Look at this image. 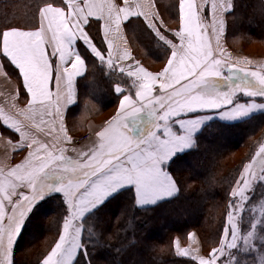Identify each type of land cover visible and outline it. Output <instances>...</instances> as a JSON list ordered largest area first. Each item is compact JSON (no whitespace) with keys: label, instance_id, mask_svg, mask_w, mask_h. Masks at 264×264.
Instances as JSON below:
<instances>
[{"label":"snow or ice","instance_id":"obj_1","mask_svg":"<svg viewBox=\"0 0 264 264\" xmlns=\"http://www.w3.org/2000/svg\"><path fill=\"white\" fill-rule=\"evenodd\" d=\"M186 2L187 9H185ZM67 3L71 5L67 16L60 7L40 8L41 29L38 31L13 27L0 33L2 53L19 70L25 88L31 96L27 110H21L17 115L26 117L41 133L52 137L47 143L33 138L28 145L29 148H33L28 153V159L8 172L6 181L0 182V249L3 250V264H11L8 252L13 236L31 202L46 191L48 187L46 179L55 177L61 181L57 190L63 192L68 208L74 214L81 216L90 207L101 203L103 198L118 186L132 185L138 196V204L154 202L156 198L173 194L174 182L160 165L179 147L187 146L189 135L185 133L178 136L165 126L163 138L150 135L145 140H134L128 134L127 124L123 123L126 117H134L145 110L157 113L159 120L166 122L170 117L185 112L230 104V97L236 91H242L248 96H264V73L238 67L239 61L228 62L227 54L220 44L219 36L216 35L215 25L211 26L212 31L209 34V26L198 15L192 0H180L181 26L175 33L180 44L167 41L172 51L166 66L157 74L146 71L139 64L135 70L129 69L127 75L135 76L141 81L136 91L137 100L133 101L128 95H124L120 101L121 111L108 122V126L103 131L97 133L99 141L94 142L88 151L77 152L75 157L66 156L64 154L66 149L58 147L61 142L58 133L64 131V123L60 120L59 128L56 127L61 112L59 107L53 111V93L48 90L52 66L45 53V44L52 46L53 55L58 53L61 62H65L67 57L75 56L72 70L64 68L63 74L57 71L56 82L59 87L65 76L70 83L78 72V66L83 63L81 57L71 50L76 39L84 41L91 48L92 53L103 59L101 53L92 46V41L84 28L89 22L88 17L93 16L95 12H99L100 18H103L106 10L109 26L114 24L117 32L121 30V14L124 20H128L130 15H143L148 18V26L153 29L154 34L160 32L152 22L158 14H149L153 8L152 4L136 5L137 8H147L148 11H132L129 7H119L115 2L105 6L84 0V7L75 4L74 0H67ZM213 8L217 6L214 4ZM219 8L225 6L220 5ZM85 9H87L86 14ZM45 22L47 31L52 33L50 42L45 39L43 27ZM210 35L216 36L215 46L210 42ZM108 46L111 48L110 42ZM129 55L130 53L125 51L119 59H127ZM108 62L111 64V59ZM225 66L227 73L235 74L240 83L236 84L232 92L215 93L209 86L210 82L222 76ZM120 71L123 72L124 69L121 68ZM158 81L159 91H154ZM243 85L250 86L243 87ZM116 91L119 92L121 89L116 87ZM55 97L56 105H60L59 91ZM37 108L38 119L33 114ZM246 110L247 108L238 105L232 114L241 115ZM8 119L5 117L3 121L6 126L14 128L22 138H26L28 125L19 119L12 120L11 124H8ZM194 124L195 121L187 122L188 133L191 132ZM63 139H68L66 133ZM261 154L264 155V148L261 149ZM261 165L264 166V160L261 161ZM249 168L251 165L246 166L244 172L247 173ZM260 179L264 180V175H261ZM243 184L244 188H247L248 180L244 179ZM19 188H28L32 195L27 196L18 192ZM244 188L233 191L232 195H242ZM14 196H19V199L13 200ZM5 201L11 208L6 228L2 224L5 219ZM228 215L231 222L233 213L229 212ZM69 228L70 222L66 219L65 234L60 235L59 242L42 264H70L78 245L79 229L73 234ZM227 232L226 229L225 236ZM231 236L232 240L227 244L228 248L236 246L237 229L234 222ZM224 244L225 241L221 240V248L213 249L208 259L200 257L198 264H218L216 253L223 254ZM186 252V249L182 250L181 255ZM193 259L196 260L197 257L193 256Z\"/></svg>","mask_w":264,"mask_h":264},{"label":"trees","instance_id":"obj_2","mask_svg":"<svg viewBox=\"0 0 264 264\" xmlns=\"http://www.w3.org/2000/svg\"><path fill=\"white\" fill-rule=\"evenodd\" d=\"M172 2L155 0L160 15L168 23L174 20ZM60 3V0H0V33L13 27L33 31L38 26L39 9ZM229 5L225 16L226 47L236 54L264 59V54L261 55L264 52V0H229ZM124 31L132 56L145 66L154 67L168 58V48L156 40L142 21L126 23ZM86 33L103 51L98 22L90 21ZM247 46L259 48L256 50L260 52L245 53ZM82 52L86 73L78 81L81 104L73 114L81 110L89 119L107 115L118 101L114 86H122L132 94L130 79L107 70L101 61L87 51ZM5 67L15 76L8 64ZM226 83L224 80L214 84L213 91L218 93ZM240 99L241 96L237 97ZM263 142L262 113L232 123H206L193 136L190 147L166 165L176 186V195L157 205L137 208L131 190L115 194L81 220L80 249L72 264H198L194 259L179 256L174 248L176 240L184 243L190 233L197 238L201 256L209 258L213 249L221 248V240L226 245L228 214L235 202L232 193L237 191L245 167ZM259 190L264 194V188L257 182L252 198L249 194L245 201L248 209L252 202V243L236 244L218 264L227 261L228 255L231 264H264V210L263 214H254L261 212L256 209L257 203H264L262 196H255ZM243 217L239 230L245 228L247 222L250 224L249 220L242 222ZM66 219L69 221L67 206L59 195L44 197L34 204L8 252L11 264H42L64 230ZM41 239L42 246L25 256L27 247L33 249L35 245L32 240Z\"/></svg>","mask_w":264,"mask_h":264},{"label":"crops","instance_id":"obj_3","mask_svg":"<svg viewBox=\"0 0 264 264\" xmlns=\"http://www.w3.org/2000/svg\"><path fill=\"white\" fill-rule=\"evenodd\" d=\"M61 3L59 5H44L45 6H52V7H60L62 11L67 16L70 12L71 5L67 3V0H60ZM115 2L119 7H129L132 11H148L147 8L145 9H139L136 7L138 4H152L153 8L150 11V15L158 14L156 15V18L152 21L156 27L159 29L158 34H154V31L152 28L148 26V18L140 15V16H129L128 20H124L123 14L120 15L121 20V30L119 32L116 31L115 25L112 24L111 27L109 26V22L107 19V12L105 10V14L103 18H100V13L95 12L93 16L88 17V21H94L98 22L99 25V35L102 41L103 45V51L99 50L92 42V46L97 49L101 53V59L100 57H97L94 53H92L91 48L86 45L84 41H81L79 39H76L71 47V50L81 57L83 60V63L78 66V72L76 75L72 77L71 82L69 83L67 80V77L65 76V79L61 81L59 87L56 82V75L57 71H59L61 74H63L64 68H68L69 70H72V63L75 59V56L67 57L65 62H61L59 60V54L53 55V48L50 46V44H45V53L49 58V62L52 66V75L51 79L48 83V90L53 93V111H55L56 107L60 108L61 117L57 120L56 127L59 128L60 120H63L64 123V131L59 132V136L61 137V142L58 145V147H63L66 149L65 155L70 157H75L77 152L80 151H88L94 142L99 141V137L97 135L98 132L103 131L105 127L108 126V122L111 121L118 112L121 111L120 109V101L123 99L124 95H128L131 100L136 101V91L139 88V84L141 83L140 80H137L135 76L129 77L127 75V71L129 69L135 70L137 64L139 66H142L145 68L146 71H150L153 74H157L159 71L163 69V67L166 66L167 60L171 58V47L167 43V41H172L173 43L179 45L180 40L175 35L177 31L180 30L181 26V20H180V0H173L172 2V9L174 12V20L172 22H166L160 15L155 0H127V3H125V0H89V3L96 4V5H105L107 6L108 3ZM193 4L196 6L198 10V15L201 16V18L207 22L208 24V33L211 34L212 31V25H215L216 27V35L219 36L220 44L223 47L225 53L227 54V61L231 63H235L239 61L238 67H244L248 71H260L264 73V59L262 58H250L245 55L236 54L231 52L225 44V16L226 12L229 11V0H192ZM75 4H78L80 7H84V0H74ZM216 5L217 8H219L220 5H224L225 8H219V11L217 8H213V5ZM42 8V7H41ZM161 9H164V5L161 3ZM185 9H187V2L185 3ZM87 12V9H85V14ZM205 15V16H204ZM140 20L143 22V24L148 27L150 32L153 34V36L156 38L157 41L161 42L165 47L168 48L169 54L168 58L164 63L153 65L155 66L154 69L145 66L140 61L136 60L132 54L131 49L128 44L127 38L125 36V25L126 23L132 21V20ZM88 22V23H89ZM86 26L84 25L85 31ZM45 29V39L47 41H51L52 39V33L47 31V23L45 22L43 25ZM41 29V22L39 18V12H38V26L37 29L33 31H38ZM75 31V29H73ZM163 37V38H160ZM92 41V40H91ZM109 42L111 43V48H109ZM210 42L213 46L216 44V36L210 35ZM2 38H0V182L6 181L7 174L11 170L15 169L17 165L23 164L26 159H28V153L29 151H32L33 148H29L28 145L31 144L32 139H37L40 142L47 143L51 141L52 137L51 135L45 136L43 133H41L33 124L32 122L23 116H18L17 114L21 110H27L28 101L31 99L30 94L27 92L23 77L19 70L9 61V59L3 55L2 53ZM82 51H87L92 57L96 58L97 60L101 61L105 68L107 70H112L117 73H121L129 77L130 79V87L132 94L125 91V88L122 86H114L113 91L115 95H118V101L114 107V109H110L111 111L108 115H102L100 117H95L89 119V117L86 116L85 119H82V116L84 115L81 110L78 112L76 111L74 114V109L78 106H80V102L78 99V81L83 78V76L86 73V62L84 59V54ZM127 51L130 53L127 59H119L121 55L124 54V52ZM109 59H111L112 63L109 64ZM5 62V63H4ZM6 64L10 68H12L15 72V76L10 75L7 72V68L5 67ZM59 65V68L57 66ZM123 68L124 71L121 72L120 69ZM251 79V78H250ZM226 82L228 85L225 87V93L232 92L233 89L236 87V84L240 83L239 78L235 74H229L227 73V67L225 66L223 70V74L221 77L215 78L210 82L211 84H216V82ZM159 81L157 82L156 88L154 91H159ZM248 85L247 87H249ZM116 87H119L121 91H116ZM243 87H246V85H243ZM214 88V87H212ZM62 89V91H60ZM223 87H221L218 91H222ZM59 91L61 103L60 105H56L55 103V94ZM222 93V92H221ZM242 99L237 100V97H240ZM231 103L222 106L218 109H199L196 111H189L182 114H178L174 117H170L166 122H161L158 118L157 113L149 112L142 110L140 113L136 114V116L131 117L128 116L123 120V123H126L128 126V134L134 139V140H145L150 135H155L156 137L163 138V131L164 127L167 126L174 134L181 135L187 133L189 135V141L187 146H181L177 150L174 151L173 154H171L168 159L165 162H162L160 167L170 176L172 179V176L166 169V165L177 155L182 154L185 152L192 143V138L195 136L200 129L208 122L211 121H218L222 123H232L237 121H242L245 119H248L252 115L262 113L264 114V96L256 95V96H248L245 95L242 91H236L233 95L230 97ZM243 106L247 108L246 111L243 112L241 115H234L233 110L236 109L237 106ZM137 106H139L137 104ZM251 106V107H249ZM38 112L39 109L37 108L34 115L37 116L38 119ZM7 117L8 124H11L12 120L19 119L23 121L25 124L28 125V130L26 131V138H22L21 135L14 130V128L6 126V124L3 122L4 118ZM105 117V118H103ZM188 121H195V124L191 127V132H187L186 124ZM184 126V127H182ZM84 129V130H82ZM81 131H83L86 135H89V138L84 141H77V138L81 137L82 134ZM67 134L68 139L64 140L63 137ZM35 147V146H34ZM173 180V179H172ZM46 184L48 185L46 191L42 193L44 197L50 196V195H59L62 200L66 204V198L62 191L57 190L60 186L61 181L53 177L52 179H46ZM174 182V181H173ZM124 190H131L133 193V199L134 204L137 208H147L154 205H157L158 203H161L163 201H166L176 195L177 189L174 184L173 188V194L168 196H163L156 198L154 202L149 203H137V193L134 190V187L132 185H124V186H118L114 190L110 191L109 194H107L101 203L96 204L93 207H90L88 210H86L83 215L74 214L72 210H70L67 206V213L71 216V222L73 223V217L79 215L80 219L82 220L86 214H90L92 211H94L96 208H98L101 204L106 202L109 198L114 196L115 194L124 191ZM18 192H22L24 195L31 196L32 192L28 188H19ZM38 197L37 199L33 200V203H37L40 200H42L44 197ZM47 195V196H45ZM40 198V199H39ZM10 206L8 207L7 201H5V213L10 211ZM8 214H5V217H7ZM79 219V221H80ZM78 221V222H79ZM76 229H79V245H80V234L81 229L76 228L73 224L70 225L69 231L75 234ZM61 234H65V229L62 231ZM59 242V238L56 241V243ZM56 243L52 246L48 254L45 256V258L51 253V250L55 247ZM183 247L182 250H185L187 248V252L184 255H181L180 250L177 254L182 257L191 258L193 259V256L197 257V252L199 251L198 241L196 236L193 233H190L188 235L186 242L180 243ZM67 246V245H66ZM175 248V247H174ZM177 251V250H176ZM78 252V251H76ZM77 253L73 254V258L70 261V264H72L74 257ZM44 258V259H45ZM197 261V259L195 260Z\"/></svg>","mask_w":264,"mask_h":264},{"label":"rangeland","instance_id":"obj_4","mask_svg":"<svg viewBox=\"0 0 264 264\" xmlns=\"http://www.w3.org/2000/svg\"><path fill=\"white\" fill-rule=\"evenodd\" d=\"M37 29V28H36ZM256 49H259V48H256ZM254 47H251V46H247L245 48V53H254L256 52L257 54L260 52L259 50H256ZM259 51V52H258ZM264 54V52L261 53V55ZM152 69L155 68L154 67H151ZM250 79V78H249ZM216 81V80H215ZM217 83V81H216ZM226 85H228V83H226L224 86H223V89L222 91H220L219 93H225L224 91L226 90L225 87ZM211 90L213 91L214 89L212 88L213 84L209 85ZM248 85H246L247 87ZM233 101V100H231ZM111 111L107 112V115L110 113ZM86 114H84L82 116V119H85L86 118ZM84 130V129H82ZM81 135L80 136H83V135H86L83 131H81ZM79 139V138H77ZM264 148V142L258 147V150L256 151V153L254 154L253 158L251 159V161L249 162L248 165H251V168H249V171L247 173H244V176L242 178V181L239 185V187L237 188V191L241 188H244V184H243V180L244 179H247L248 180V187L247 188H244V192L242 195H237L235 196V202H234V205L235 207L233 206L232 209H231V213H233L232 215V221H228V232H227V242H226V245L224 246L223 248V254L221 255L220 252H217L216 253V258L219 262V259H221L223 256L227 255L228 252L230 253L233 248H228L227 247V244L229 242H231L232 240V236H231V228H232V223L234 222L236 224V229H237V238H236V244H242V246H245L247 245L249 242L252 243V240L250 239V237L252 236V202L249 204V209L248 208H245V201L247 200V197L249 196V194H251V198H252V190H253V187L255 186V184L258 182V185L260 184L262 186V189L264 188V180H261L260 179V176L261 175H264V166L261 165V161L264 160V155L261 154V149ZM47 196V195H45ZM255 196H262L263 199H264V194L261 195V190L258 191L257 194H255ZM41 197V196H40ZM42 197H44L42 195ZM16 199H19V196H14L13 197V200H16ZM40 199V198H39ZM261 200V199H260ZM252 201V200H251ZM35 203L31 202V204L29 205V209L25 212V215L24 217L20 220L19 222V225H18V228L16 230V233L14 234L13 236V240L15 237L18 236L19 232L22 230L23 228V225H24V222L26 220V218L28 217V215L30 214V210L32 209V207L34 206ZM259 205H261L263 208L259 207ZM9 207V205H8ZM257 207L260 209L261 212H255L254 214H263V210H264V203L263 202H258L257 205H256V209ZM42 212V211H41ZM40 212V214H41ZM5 214H8L10 215L11 214V210L8 211L7 213ZM38 214V215H40ZM243 214H246L244 215L245 218L243 217ZM87 215V214H86ZM85 215V216H86ZM84 216V217H85ZM8 217V216H7ZM7 217H5L4 221L2 222L3 226L6 228L7 227V224H8V219ZM80 216L77 215V216H74L73 217V223L71 222V216L70 214H68V219H69V222H70V225H74L76 228H79L81 227L80 226V222H81V219L79 218ZM243 217L242 219V222H244V220H249L250 221V224L247 222L245 228H242V230H239V221L241 222V218ZM80 219V221H79ZM79 221V222H78ZM28 236V238H30L29 235H26ZM241 237V239H240ZM27 237L24 239L26 240ZM23 242V240H22ZM32 242L35 243V245H33V249L27 247V255L25 256H28L29 253H32L33 250L35 249H38L40 247V245L42 246V239L41 240H37L36 242L34 240H32ZM13 243V242H12ZM12 245L11 244V247H10V250L12 248ZM174 247H175V251L178 253L180 250L183 249L182 245L180 244V242H178V240H176L175 244H174ZM80 249V245H79V238H78V245H77V248H76V251H78ZM187 250V248H185ZM199 249V248H198ZM220 249V248H218ZM9 250V251H10ZM74 252V253H77V252ZM230 255L227 256L228 260L227 261H224L223 264H231V259L229 257ZM200 257H203L201 256V254L199 252H197V263H198V259ZM205 258V257H204ZM210 258V257H209ZM208 259V258H207ZM3 261H4V256H3V250L0 249V264H3Z\"/></svg>","mask_w":264,"mask_h":264},{"label":"built area","instance_id":"obj_5","mask_svg":"<svg viewBox=\"0 0 264 264\" xmlns=\"http://www.w3.org/2000/svg\"><path fill=\"white\" fill-rule=\"evenodd\" d=\"M89 138V135H83V136H81V137H79V139H77V141H84V140H86V139H88Z\"/></svg>","mask_w":264,"mask_h":264}]
</instances>
